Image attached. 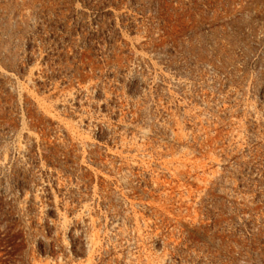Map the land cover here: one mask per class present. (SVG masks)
<instances>
[{
  "label": "rangeland",
  "instance_id": "rangeland-1",
  "mask_svg": "<svg viewBox=\"0 0 264 264\" xmlns=\"http://www.w3.org/2000/svg\"><path fill=\"white\" fill-rule=\"evenodd\" d=\"M0 264H264V0H0Z\"/></svg>",
  "mask_w": 264,
  "mask_h": 264
}]
</instances>
